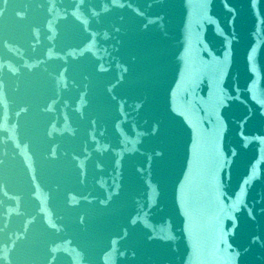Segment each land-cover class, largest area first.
<instances>
[{
  "label": "water",
  "instance_id": "95a60500",
  "mask_svg": "<svg viewBox=\"0 0 264 264\" xmlns=\"http://www.w3.org/2000/svg\"><path fill=\"white\" fill-rule=\"evenodd\" d=\"M0 264H264V0H0Z\"/></svg>",
  "mask_w": 264,
  "mask_h": 264
}]
</instances>
